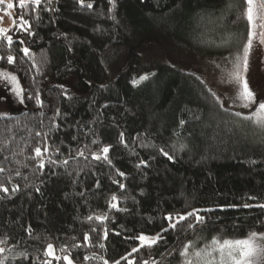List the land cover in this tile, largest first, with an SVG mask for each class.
<instances>
[{
	"label": "trees",
	"instance_id": "16d2710c",
	"mask_svg": "<svg viewBox=\"0 0 264 264\" xmlns=\"http://www.w3.org/2000/svg\"><path fill=\"white\" fill-rule=\"evenodd\" d=\"M246 9L42 0L16 10L12 44L0 36V72L23 89L22 109L0 116V264H184L188 246L264 235V130L193 72L232 70ZM194 209L203 223L169 228L166 217ZM142 234L161 238L142 247Z\"/></svg>",
	"mask_w": 264,
	"mask_h": 264
},
{
	"label": "snow or ice",
	"instance_id": "6c2138e0",
	"mask_svg": "<svg viewBox=\"0 0 264 264\" xmlns=\"http://www.w3.org/2000/svg\"><path fill=\"white\" fill-rule=\"evenodd\" d=\"M31 2L39 6L41 4V0H31ZM111 2V0H110ZM3 3V0H0V4ZM81 3L83 4V0H81ZM247 3V9L244 15L246 16L248 23L250 25L249 33H248V40L247 43L243 46L242 55H237L235 60L232 62V70L228 73L230 82L235 83L238 85V94L237 99H239L242 102V106L245 108L251 107L252 105L257 103L256 96L254 92L249 88L248 82L245 79L243 73L247 71L248 65H249V53L250 50L253 47V20H254V5L253 0H246ZM26 0H19V6L21 9L25 7ZM14 7L13 3H8L7 8L12 9ZM88 7H92L91 4L88 5ZM20 21L22 24H27V21L24 20L23 16H20ZM13 27H20V25L16 24V18H13ZM23 31H27V28H22ZM11 31L10 29H3L0 28V36H3L4 39L7 41L9 45L12 44V36L8 34V32ZM31 33L29 32V35ZM23 42V41H22ZM261 43H264V34L261 35L260 39ZM25 56L29 55V49L23 48L21 49ZM7 61L9 64H12L14 62V57L12 55H8ZM0 78H3L10 82L13 86V91L17 97L20 98V102L23 103V89L20 86L19 81L17 80V77L15 75H10L8 72H0ZM147 79L146 76H141L138 80H133V84H137L140 81H143ZM31 99V97H29ZM36 103L37 106H42V101L40 99L39 93H37L36 97ZM58 114V113H57ZM239 115V114H237ZM247 119H250L255 125L260 127L262 130H264V102H259L258 107L256 108L254 114L252 117H248ZM123 136V134H121ZM47 149H45L46 151ZM103 152V159L107 160V153L109 152L108 147H104L102 149ZM35 154L37 157L41 156V150L39 148L35 149ZM83 153H81L82 155ZM167 155V154H166ZM93 159L99 160L101 159L100 155L93 154ZM171 159V157H169ZM40 168L44 167L43 162L39 165ZM0 171H3V169H0ZM120 175H123V173H120ZM121 189H123L124 185H120ZM16 188H13L12 191H16ZM0 191H3L5 193L8 192V189L0 185ZM116 197H112V201H116ZM110 207L115 208L116 204L112 203L110 204ZM245 207H248V205H245ZM258 207L264 208V205H258ZM200 210L194 209L191 212H188L187 214L178 215L176 217V223H172L173 217L170 215L166 217L167 220H169V228H175L177 224H179L181 221H185L189 219L190 217H195V220L197 223H203L204 218L199 215ZM91 219V217H89ZM98 220H103L104 217H97ZM189 227H192L191 224H189ZM163 231H167V229H164ZM105 233V238H106ZM160 234H157L154 237H148L145 235H140L138 237L141 246H145L147 244L148 247H151L154 245L159 239ZM88 240V236H85V241ZM100 247H103V245H100ZM2 251V250H0ZM138 251V249L134 248L133 252ZM212 253L218 254V260H207L206 264H264V235H258L256 232H250L246 238L243 239H217L213 238L210 245V250L206 253L207 256H211ZM185 253H182V255ZM45 255L50 257L51 259H59L55 256L53 246L51 244L48 245ZM201 253H197V256H200ZM65 264H72V261L69 259L68 256L63 257ZM85 259H88L86 257ZM45 264H51V260H46ZM104 264H108L107 261L104 262ZM119 264V262H117ZM131 264V262H129ZM147 264V262H145ZM190 264V262H189Z\"/></svg>",
	"mask_w": 264,
	"mask_h": 264
},
{
	"label": "rangeland",
	"instance_id": "374dc122",
	"mask_svg": "<svg viewBox=\"0 0 264 264\" xmlns=\"http://www.w3.org/2000/svg\"><path fill=\"white\" fill-rule=\"evenodd\" d=\"M8 3H13L14 7L8 9ZM29 3H32L31 0H26L25 5ZM253 5V47L249 53L248 69L243 75L248 82L249 88L254 92L257 103L248 108L242 106V102L237 99L238 85L229 80L228 73L231 71L230 69H225L221 72L215 70H193L205 82L212 93L220 100H223L228 108L239 112H250L252 110L255 112L259 102H264V43L260 42L261 35L264 34V7L261 0H253ZM19 7V0H3V3L0 4V28L10 29L9 35L14 29L13 18H16L17 21L16 10ZM249 29L250 25L248 23V33ZM21 109L20 98L15 95L12 84L0 78V116L16 114ZM210 245L211 243L204 247L203 250L196 246H188L185 250L184 256L186 259L184 264H189V262L190 264H206L207 260H218V254L216 253H212L211 256L206 255L210 250ZM198 252L201 253L200 256H197Z\"/></svg>",
	"mask_w": 264,
	"mask_h": 264
},
{
	"label": "water",
	"instance_id": "95a60500",
	"mask_svg": "<svg viewBox=\"0 0 264 264\" xmlns=\"http://www.w3.org/2000/svg\"><path fill=\"white\" fill-rule=\"evenodd\" d=\"M261 3H262V5H263V7H264V0H261Z\"/></svg>",
	"mask_w": 264,
	"mask_h": 264
}]
</instances>
